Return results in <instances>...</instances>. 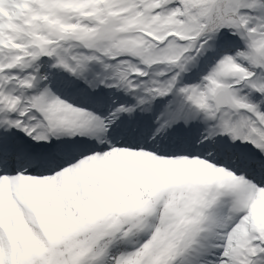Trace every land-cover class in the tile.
Listing matches in <instances>:
<instances>
[{"label": "snow or ice", "instance_id": "snow-or-ice-1", "mask_svg": "<svg viewBox=\"0 0 264 264\" xmlns=\"http://www.w3.org/2000/svg\"><path fill=\"white\" fill-rule=\"evenodd\" d=\"M0 264H264V0H0Z\"/></svg>", "mask_w": 264, "mask_h": 264}]
</instances>
